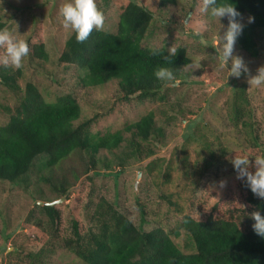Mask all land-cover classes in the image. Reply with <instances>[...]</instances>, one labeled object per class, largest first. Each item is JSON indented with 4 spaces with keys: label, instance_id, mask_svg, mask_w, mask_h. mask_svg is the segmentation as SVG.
Returning a JSON list of instances; mask_svg holds the SVG:
<instances>
[{
    "label": "rangeland",
    "instance_id": "1",
    "mask_svg": "<svg viewBox=\"0 0 264 264\" xmlns=\"http://www.w3.org/2000/svg\"><path fill=\"white\" fill-rule=\"evenodd\" d=\"M143 1L155 14L143 45L167 49L185 46L191 60L182 68L178 86L165 84L163 100L140 101L137 95L125 100L118 80L93 87L85 83L84 69L60 62L66 41L74 31L70 26L65 27L60 12L67 0H0V20L7 24V30L27 42L38 31L48 52L47 60L29 61L26 56L21 66L16 67L23 70L20 91H12L0 82V126L9 122L26 84L33 82L49 102L63 95H71L78 101L81 116L74 121L75 126L91 120L92 134L122 131L128 141L114 150H101L95 166L91 164L88 151L76 150L52 168H47V157L43 154L35 160L27 185L14 186L0 181V258H4L3 264L15 261L40 264L34 258L39 253L45 255L40 258L47 264H84L65 246V240L73 236L74 219L82 231L90 225V214L100 196L117 205L136 226L142 225V207L146 219L144 229L162 227L167 232L178 229L181 215L160 197L152 178L164 167L162 163L168 155H173L177 162L185 152L193 162L198 156L207 155L204 148L207 142L212 143V149L219 155L223 148L238 150L247 146L252 136H258L264 147V86H250L246 76H230L228 65H222L217 54L220 36L227 30V17L221 20L210 17L203 11V0H176L159 8L154 5L158 0ZM96 3L105 15L101 29L116 33L121 13L119 1L96 0ZM248 17L239 20L247 24L250 23ZM258 44L260 52L255 58L243 51L238 41L234 48V54L245 58L253 75L264 65V31H260ZM242 84H246L253 111L252 129L242 124L236 126L231 119L233 95ZM151 112L164 130L166 146L155 147L156 165L148 167L147 171L150 159L143 161L134 154L129 144L132 133L125 128ZM160 156L164 159L159 160ZM177 165L181 167L180 163L176 164L175 173ZM179 182L177 175L171 187L179 189ZM51 203L60 211V219L53 226L40 208ZM174 240L183 251L193 250L186 233L182 232ZM15 250L19 254H14ZM29 254H33V258Z\"/></svg>",
    "mask_w": 264,
    "mask_h": 264
},
{
    "label": "trees",
    "instance_id": "2",
    "mask_svg": "<svg viewBox=\"0 0 264 264\" xmlns=\"http://www.w3.org/2000/svg\"><path fill=\"white\" fill-rule=\"evenodd\" d=\"M120 20L116 33L93 29L89 38L80 42L75 31L68 38L60 55V62L78 66L86 71L85 83L97 87L118 80L120 92L125 100L137 95L140 101L164 99L162 89L165 82L154 76L158 66L171 68L176 77L183 67L191 63L187 48L179 46L174 56L167 60L166 47L152 48L143 45L148 36L155 14L143 0H118ZM176 0H158V8ZM242 13L254 17L244 24L238 37L239 47L252 57H258L260 31H264V0H233ZM0 29L7 24L0 20ZM29 61L47 60L45 42L36 31L29 38ZM155 50L156 54H153ZM3 49H0V55ZM21 68L0 65V82L12 91H20ZM81 116V107L71 95H63L56 101H47L38 86L28 82L20 104L11 113L9 122L0 126V181L11 185H27L35 160L46 155L47 168H52L67 159L76 150L91 153V164L96 165V156L101 150H114L127 141L122 131L105 135L90 132L91 120L75 126ZM253 111L246 93V84L236 89L233 95L231 119L251 128ZM132 133L129 141L134 154L143 161L150 159L148 167L156 165L155 147L166 146L164 130L157 124L153 112L139 121L126 126ZM189 138V137H188ZM128 142V141H127ZM207 155L198 156L190 162V155L182 153L175 162L168 155L152 178L160 197L169 208L181 215L178 229L167 232L162 227L146 230L145 210L141 207L142 225L136 226L122 213L117 205L100 196L90 214V225L79 227L73 220V236L66 238L65 246L84 264H264V238L257 235L254 221L247 213L260 209L264 214V199L256 197L237 178L229 157L239 154L254 156L264 154L258 136H252L247 146L238 150L221 149L219 155L207 142ZM162 155V154H160ZM175 157V156H174ZM159 160L164 159L160 156ZM254 159V157L250 158ZM178 171L175 173V165ZM179 176L180 188L171 187ZM158 178V180L156 179ZM226 181L224 187L218 182ZM53 226L60 219V211L49 204L40 207ZM187 234L193 247L183 251L174 238ZM174 237V238H173ZM14 254H19L18 250ZM33 254H29L32 257ZM34 255L40 264H47ZM4 258H0V264ZM15 261L8 264H17Z\"/></svg>",
    "mask_w": 264,
    "mask_h": 264
},
{
    "label": "clouds",
    "instance_id": "3",
    "mask_svg": "<svg viewBox=\"0 0 264 264\" xmlns=\"http://www.w3.org/2000/svg\"><path fill=\"white\" fill-rule=\"evenodd\" d=\"M203 11L210 17L221 18L227 17V30L221 36V45L217 49V54L223 64L228 65L230 76L240 78L246 76L247 83L250 86H264V65H260L256 74H252L251 69L242 55L234 54V48L237 38L243 33L245 25L237 19L242 13L236 7L233 0H203ZM60 12L63 16L65 27H71L75 31V39L80 42L86 41L93 29L100 30L105 21V15L102 9L98 8L96 0H67L62 4ZM191 14H189V17ZM249 22L254 17H248ZM187 23V20L185 21ZM0 49L3 54L0 55V65L5 67H20L23 58L30 52L29 43L19 38L13 32L7 29H0ZM177 49L174 46L168 48V54L164 56L167 60L174 56ZM155 53V50L153 51ZM154 76L170 86H178L180 80L176 77L175 72L168 67L158 66L154 69ZM254 157V159H250ZM237 173V178L245 182L246 186L258 198L264 199V154L249 156L248 154L235 153L229 157ZM220 187L226 185V181L218 182ZM254 223L252 228L260 237L264 238V214L260 209L247 213Z\"/></svg>",
    "mask_w": 264,
    "mask_h": 264
},
{
    "label": "water",
    "instance_id": "4",
    "mask_svg": "<svg viewBox=\"0 0 264 264\" xmlns=\"http://www.w3.org/2000/svg\"><path fill=\"white\" fill-rule=\"evenodd\" d=\"M49 205H51V206H54V204H52V203H51V204H49Z\"/></svg>",
    "mask_w": 264,
    "mask_h": 264
}]
</instances>
